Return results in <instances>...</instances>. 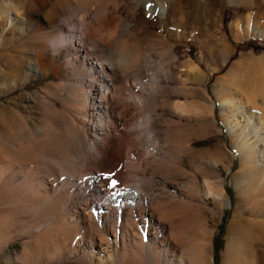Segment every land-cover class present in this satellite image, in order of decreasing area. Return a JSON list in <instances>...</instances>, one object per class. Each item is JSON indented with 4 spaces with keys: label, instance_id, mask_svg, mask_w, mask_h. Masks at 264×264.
I'll use <instances>...</instances> for the list:
<instances>
[{
    "label": "rangeland",
    "instance_id": "1",
    "mask_svg": "<svg viewBox=\"0 0 264 264\" xmlns=\"http://www.w3.org/2000/svg\"><path fill=\"white\" fill-rule=\"evenodd\" d=\"M153 1L170 22L142 0H0V264H264V139L243 171L226 124L264 137V0ZM111 25L109 44L90 34ZM100 62L101 118L79 92L104 85ZM224 87L250 126L222 114ZM101 171L130 190L122 208Z\"/></svg>",
    "mask_w": 264,
    "mask_h": 264
},
{
    "label": "bare ground",
    "instance_id": "2",
    "mask_svg": "<svg viewBox=\"0 0 264 264\" xmlns=\"http://www.w3.org/2000/svg\"><path fill=\"white\" fill-rule=\"evenodd\" d=\"M153 1V0H152ZM151 0H142V2H144L147 10L151 11V10H156V12L158 14H164L165 10H166V16L164 18H162L160 15H159V18L163 20V23L164 24H167L169 21V17L172 16L173 14V11L170 7H162L160 5V3L158 2H152ZM170 2V1H169ZM139 3V2H138ZM167 3V2H166ZM139 7V6H138ZM104 12V11H103ZM175 19V18H174ZM175 21H177V19H175ZM109 20H103V24H109ZM105 25V26H106ZM115 25V24H114ZM114 25H111L109 26L108 28V31L102 36L100 37L98 34L99 32L101 31L100 29H98L97 27L96 28H92L90 29V34L91 36L95 39V40H101V44L105 43V44H109V42L113 41L115 39V36H116V26ZM101 26V25H100ZM108 26V25H107ZM104 27V26H103ZM120 42V41H119ZM111 45V44H110ZM129 45V44H127ZM134 45V44H133ZM102 47V45H101ZM104 47V46H103ZM107 48V47H106ZM110 48V47H109ZM127 48V51H129L130 54H133V56L131 55V58H132V61L130 63V65H135L138 61V57H139V54H138V50L137 48L135 47H130V46H126L125 43H121L120 46L118 47V51H124L126 50ZM111 49V48H110ZM116 49V48H115ZM106 50V49H105ZM107 50H109L107 48ZM112 50V49H111ZM116 51V50H115ZM140 53V52H139ZM140 59V57H139ZM99 66L101 67V69H96L97 67L94 66V65H91V72H89V75H93V80L96 81L98 78L100 80H104L105 83L102 88V86L100 85H97V82L95 83H89L88 85V89H83V88H80L79 89V92H80V95L85 99V101L83 100V106H84V109L87 110V108L89 107L90 110L92 109H96L99 111V113L97 114V116L99 118L102 117L103 115V112H102V108H104V110L106 109L105 108V105H106V99L107 97L110 95V92L112 90L113 87L109 86L108 83H106V80L108 81H112L113 83V79H112V76L109 74V72L105 69L104 65H108L107 68H112L113 66L110 65V63H105V62H100L98 63ZM138 64V63H137ZM163 63H161V67L163 68ZM103 66V68H102ZM96 67V68H94ZM116 67V66H115ZM132 67H136V66H132ZM160 67V68H161ZM90 68V67H89ZM159 68V69H160ZM90 70V69H89ZM162 70V69H161ZM119 71V70H118ZM160 71V70H159ZM161 72H164L163 70ZM166 72V71H165ZM103 74V75H102ZM132 74V73H130ZM133 75V74H132ZM131 75V76H132ZM129 76V75H128ZM124 77V76H123ZM122 77V78H123ZM161 77V76H160ZM128 78V77H127ZM136 79V78H135ZM92 80V81H93ZM123 80V79H122ZM103 81V82H104ZM129 81V80H128ZM111 83V82H110ZM122 92V91H121ZM120 92V93H121ZM122 94V93H121ZM133 97V96H132ZM131 97V98H132ZM139 100H141V98H138ZM136 100V99H135ZM143 101V100H141ZM140 101V102H141ZM248 101V100H246ZM136 102V101H134ZM139 102V101H138ZM144 102V101H143ZM219 102H220V109H221V112L222 114H224L226 116L227 114V110L228 112H231L232 110H236L238 111V114L239 116H241L243 114V117L245 118L246 120V124L245 126H250V124H252L251 122V119L255 116V114L250 110L248 109L245 105H244V101L242 100V98H239V99H235L232 95V90L231 88H228V87H224L222 89V93L220 94V97H219ZM247 103V102H246ZM249 103V102H248ZM134 104V103H133ZM142 104V102H141ZM125 106V105H124ZM136 106V104H135ZM132 107V106H131ZM134 107V105H133ZM132 107V108H133ZM143 107V106H142ZM136 107L133 108V110L136 111L135 109ZM141 108V106L139 107ZM138 108V109H139ZM226 109V111H225ZM134 113H138V112H135ZM138 111V110H137ZM141 111V110H139ZM251 111V112H250ZM240 112V113H239ZM245 112V113H243ZM96 113V112H95ZM151 114V113H150ZM149 115V117H151ZM236 115V114H234ZM232 115V116H234ZM134 117V115H133ZM227 117V116H226ZM236 118V117H235ZM151 119V118H150ZM100 120V119H99ZM148 120V119H147ZM232 119H229L227 118L226 119V124H227V128H228V131L229 133L234 136L235 135V138L236 140H238V148H239V152H240V167L241 169L244 171L246 170L247 168H249L250 166H253V167H258L260 166V162H259V159H258V153L256 151V144L260 141V140H263L264 137L260 135V133H258L257 131H254L253 130V127L250 126V131L244 135H242V132L243 131H240V133H237V125L239 124V121L238 119H235V121L233 122ZM151 121V120H150ZM147 122V121H146ZM152 122V121H151ZM150 123V122H149ZM242 123V122H241ZM151 124V123H150ZM151 126V125H150ZM96 129H105L106 125L102 122H98V124L95 125ZM146 127V126H145ZM144 127V128H145ZM143 128V127H142ZM150 128V127H149ZM149 128L146 127L144 131L141 130V132H144V133H140V134H147V133H150L151 131H149ZM152 128V127H151ZM252 133V134H250ZM104 135V134H103ZM138 136V135H137ZM140 136H138L139 138ZM102 141H101V145L99 144V155L100 154V151H101V147H103L105 145L104 143V137L102 136L101 137ZM113 154V153H112ZM264 153H262V157L264 156L263 155ZM260 156V155H259ZM112 158V157H111ZM264 158V157H263ZM263 164V163H262ZM252 169V167H251ZM100 192V188H98ZM222 191V190H221ZM137 193V192H136ZM136 193L134 194L133 193V197L132 198H135L136 197ZM108 193H106V197H107ZM226 202V201H225ZM229 203V202H228ZM84 204V202H83ZM141 221L143 222V224L145 222H148L145 218H142L141 217ZM261 221V220H260ZM254 223V222H253ZM256 223V222H255ZM257 225H259V228H261L262 226H264V222H257ZM258 228V227H257ZM260 231V229H258ZM250 235H253V232H250ZM256 235V234H255ZM257 236V235H256ZM139 237L140 238H144V234H143V231H141V233L139 234ZM101 251H99V257L100 259H109L110 258V255L108 253V250H106L105 248L102 249V247L100 248Z\"/></svg>",
    "mask_w": 264,
    "mask_h": 264
},
{
    "label": "snow or ice",
    "instance_id": "3",
    "mask_svg": "<svg viewBox=\"0 0 264 264\" xmlns=\"http://www.w3.org/2000/svg\"><path fill=\"white\" fill-rule=\"evenodd\" d=\"M100 177L101 180L104 181V185L100 188V192L104 193L105 190H107L108 195L105 198L106 200L112 202L115 204V206L117 208H122L123 207V203L125 201H123L122 199H120V197H123L125 193L129 192L130 190L122 187V188H118V185L120 184V181H118L115 177H116V172L115 171H101L99 173H97ZM61 179H63V177H61ZM85 181L91 182V177L90 176H85L84 177ZM127 203H132L133 201L131 200H127ZM98 211V209L96 207L92 208V212L93 214H96ZM150 227V225H148L147 222H145L144 224L141 225V228L143 230V234L145 236V239H147V231L148 228Z\"/></svg>",
    "mask_w": 264,
    "mask_h": 264
},
{
    "label": "trees",
    "instance_id": "4",
    "mask_svg": "<svg viewBox=\"0 0 264 264\" xmlns=\"http://www.w3.org/2000/svg\"><path fill=\"white\" fill-rule=\"evenodd\" d=\"M220 231H221V229H220ZM218 248H219V245L216 244V245H215V250L217 251Z\"/></svg>",
    "mask_w": 264,
    "mask_h": 264
}]
</instances>
